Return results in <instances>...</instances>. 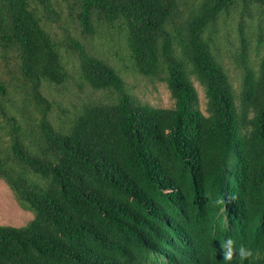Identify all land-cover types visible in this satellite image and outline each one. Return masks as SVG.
<instances>
[{
    "label": "trees",
    "instance_id": "trees-1",
    "mask_svg": "<svg viewBox=\"0 0 264 264\" xmlns=\"http://www.w3.org/2000/svg\"><path fill=\"white\" fill-rule=\"evenodd\" d=\"M0 180V264H264V0H0Z\"/></svg>",
    "mask_w": 264,
    "mask_h": 264
},
{
    "label": "rangeland",
    "instance_id": "rangeland-1",
    "mask_svg": "<svg viewBox=\"0 0 264 264\" xmlns=\"http://www.w3.org/2000/svg\"><path fill=\"white\" fill-rule=\"evenodd\" d=\"M197 88L201 106L203 107V95L201 89L199 87ZM147 89L148 92L143 95L142 99L149 101L150 104L155 106L166 107L169 105V94L164 87L159 85L156 91H151L150 87H147ZM32 219L33 214L22 210L18 206L10 189L0 180V225L23 227Z\"/></svg>",
    "mask_w": 264,
    "mask_h": 264
},
{
    "label": "clouds",
    "instance_id": "clouds-1",
    "mask_svg": "<svg viewBox=\"0 0 264 264\" xmlns=\"http://www.w3.org/2000/svg\"><path fill=\"white\" fill-rule=\"evenodd\" d=\"M231 199L235 200V195H233ZM217 203H219V201H217ZM220 250L223 258V264H231L234 259L244 261L253 255L251 249L246 248L243 245L237 247L236 242L231 237L225 239L224 242L220 244ZM261 257L262 256L259 252H255L253 258L251 259L256 262V260H259Z\"/></svg>",
    "mask_w": 264,
    "mask_h": 264
}]
</instances>
